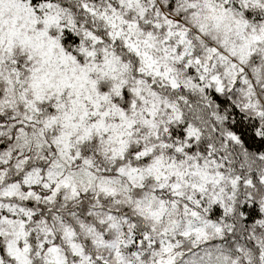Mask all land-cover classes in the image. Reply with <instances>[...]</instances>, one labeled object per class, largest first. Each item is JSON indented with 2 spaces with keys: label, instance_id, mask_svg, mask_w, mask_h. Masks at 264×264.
I'll return each instance as SVG.
<instances>
[{
  "label": "snow or ice",
  "instance_id": "6c2138e0",
  "mask_svg": "<svg viewBox=\"0 0 264 264\" xmlns=\"http://www.w3.org/2000/svg\"><path fill=\"white\" fill-rule=\"evenodd\" d=\"M0 264H264V0H0Z\"/></svg>",
  "mask_w": 264,
  "mask_h": 264
}]
</instances>
